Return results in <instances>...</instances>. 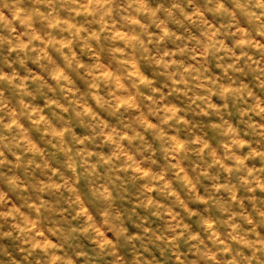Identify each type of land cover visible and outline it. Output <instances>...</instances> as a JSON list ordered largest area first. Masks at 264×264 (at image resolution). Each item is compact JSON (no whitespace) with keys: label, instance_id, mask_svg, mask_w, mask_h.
<instances>
[{"label":"clouds","instance_id":"clouds-1","mask_svg":"<svg viewBox=\"0 0 264 264\" xmlns=\"http://www.w3.org/2000/svg\"><path fill=\"white\" fill-rule=\"evenodd\" d=\"M0 264H264V0H0Z\"/></svg>","mask_w":264,"mask_h":264}]
</instances>
